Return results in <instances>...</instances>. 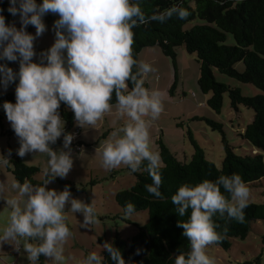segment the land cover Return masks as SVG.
I'll use <instances>...</instances> for the list:
<instances>
[{
	"label": "clouds",
	"instance_id": "9594fccd",
	"mask_svg": "<svg viewBox=\"0 0 264 264\" xmlns=\"http://www.w3.org/2000/svg\"><path fill=\"white\" fill-rule=\"evenodd\" d=\"M3 12L0 8V61L19 63L18 71L7 63H0V88L6 91L10 84H16L15 102L2 104L6 119L20 140L16 155L23 158L29 153H47L49 160L44 175L48 178L43 180L44 185L52 178L66 177L73 166L70 150L57 153L49 147L64 132L65 120L58 111L61 102L73 111L78 126H93L110 112L109 101L115 90L121 111L132 122L123 127L122 136L104 144L102 164L105 168L123 164L136 172L142 161L147 160L152 183L145 188L153 197L162 199L159 171L162 158L150 148L149 128L159 118L163 105L159 92L150 93L143 86L144 81L133 73V66L137 64L133 55V29L146 22L163 23L173 15L187 19L189 10L173 5L164 11L153 10L146 16L140 0H42L40 3L9 0L7 12L19 17V28L15 23H6ZM49 12L59 17L54 22L55 43L47 53L41 54L42 60L46 57V63L33 62L36 55L33 41L45 31L43 17ZM29 25L35 27V34L27 31ZM141 67L144 72L155 71L147 63ZM128 80L135 86L125 95L121 90L127 89ZM146 116L151 120H145ZM76 137L65 134L64 148L68 149ZM11 154L9 149L8 157ZM9 162L6 156L0 155V167ZM221 185L231 199L222 194ZM11 187L19 190L18 197L27 195V201L23 209L18 197L6 201L11 208L10 225L2 229L0 244L10 241L19 244L18 237L41 238L38 245L25 240L24 251L29 261L35 262L41 255L63 260V244L72 235L65 222L66 204L70 203L71 212L83 213L82 227L97 222L94 205L70 200L67 187L57 193L45 186L34 187L27 180L23 184L14 181ZM4 188L0 181V192ZM248 198L249 188L236 173L220 176L215 182L205 179L195 186L182 184L171 200L178 206L176 211L180 216L192 209L190 218L177 225L190 240L191 251L187 257L177 255L175 264H216L215 258L206 253V247L224 239L227 227L223 233L217 232L218 225L212 217L217 212L221 215L226 212L230 218L243 223ZM123 214H134L131 202L125 204ZM103 246L116 264H126L119 249L107 242ZM140 251L137 249V254ZM101 261L92 252L85 264H101Z\"/></svg>",
	"mask_w": 264,
	"mask_h": 264
},
{
	"label": "trees",
	"instance_id": "16d2710c",
	"mask_svg": "<svg viewBox=\"0 0 264 264\" xmlns=\"http://www.w3.org/2000/svg\"><path fill=\"white\" fill-rule=\"evenodd\" d=\"M140 4L146 16L151 15L153 10L164 11L173 5L187 8L190 12L187 19H179L173 15L163 23L151 21L133 29V55L137 59L133 73L137 74V79L144 81L143 86L146 89L149 88V84L143 79L139 68L140 52L145 48L159 47L162 54L170 59L173 80L168 94L172 96L178 81L176 49L184 46L187 53L196 56L199 65L197 79L199 90L204 95L211 94L205 104L208 109L219 114L223 95L228 93L231 108L237 109V106L242 105L252 109L254 113L252 121L244 131L236 134L253 148L255 151L253 154H235L225 137L222 125L206 119L207 124L213 130L218 129L222 135L224 157L220 168L206 159L204 150L194 140L190 130L187 134L194 151L187 161L185 157L181 160L175 153L170 152L160 136L155 144L162 158L159 169L162 177L160 185L162 199L153 197L145 188V185L152 183V177L147 171V160L142 161L136 172H132L127 167L134 176L135 182L129 189L115 196L116 204L122 213L128 202L134 205V213L146 211L147 223L142 227L136 225L137 232L130 239L129 244L118 235L110 244L119 249L126 264H175L177 255L184 254L187 257L191 251L190 240L183 235L184 229L177 225L190 218L192 209L189 208L184 216H180L176 211L178 206L171 200L172 195L182 184L195 186L205 179L215 182L220 176L236 173L246 182L247 187H253L264 177V0H140ZM8 6L7 3L0 4V8L4 9L6 23L19 20L18 16H12L7 12ZM57 19H59L57 14L49 12L46 22L54 26ZM27 31H31V25L28 26ZM228 35L233 39L231 45L225 44ZM239 62L244 65L242 72L234 68ZM213 70L239 83L251 85L261 94L254 97L243 96L239 89L218 83L214 78ZM126 83L127 89L121 90L125 95L135 86L131 80ZM4 98L9 102H15L13 94H5ZM109 103L112 107L119 105L115 90ZM58 111L65 120L64 133H67L76 123L74 113L64 102H61ZM0 129L4 135L6 131L1 116ZM9 132L8 130L7 133ZM12 132L10 134L15 135L14 131ZM57 142L64 144V136ZM81 145L80 142L75 143L76 147ZM16 152L11 151V156L7 157L10 161L5 166L7 173L20 184L27 180L34 187L44 186L43 181L34 179L39 168L26 165ZM47 178L44 176V179ZM50 181H56L64 188L67 187L71 194L84 192L83 186L75 188L70 182L57 177ZM220 187L222 194L231 199L230 193L222 185ZM247 205L244 209L243 223L230 218L226 212L224 215L219 212L213 215L212 219L218 225L217 232L223 233V229L227 227V233L224 239L211 245L227 251L233 240H244L247 237L251 224L259 220L264 221V204ZM41 242L39 237L30 238V243L34 245ZM137 249H141L139 254ZM43 256L41 255L34 263L44 264ZM100 257L101 264H116L105 248L101 251ZM255 262L259 264L258 259Z\"/></svg>",
	"mask_w": 264,
	"mask_h": 264
},
{
	"label": "rangeland",
	"instance_id": "374dc122",
	"mask_svg": "<svg viewBox=\"0 0 264 264\" xmlns=\"http://www.w3.org/2000/svg\"><path fill=\"white\" fill-rule=\"evenodd\" d=\"M37 2L42 1L37 0ZM1 3L9 5V0H0ZM47 15L48 13L43 17L46 26L45 31L33 41L36 53L33 62H46V57L42 60L41 54L47 53L48 49L55 43V29L54 26L46 22ZM11 23H15L18 28L20 27L19 20H13ZM30 33L35 34L34 26H31ZM225 44H233L230 35L227 36ZM176 61L178 81L173 95L168 97L166 90L170 85L169 81L172 74L170 73V59L162 54L159 47L145 48L138 55L139 68L143 79L149 84L148 90L150 93L158 91L163 105V111L159 118L152 121L149 128L151 150H158L155 143L161 136L163 143L170 152L175 153L181 160L185 157V161H187L194 151L187 134L190 130L194 140L204 150L206 159L220 168L224 157L222 135L218 129L213 130L207 124L206 119H209L222 125L225 137L235 154L255 153L253 148H250L245 141L236 136L237 133L243 132L252 121L253 110L242 105L237 106V109L231 108L228 93H225L220 113L216 114L211 111L205 105L211 94L204 95L197 84L199 65L196 62V56L187 53L184 46H180L176 49ZM0 63H7L14 71L19 70L18 61H0ZM143 63L149 64L155 71L144 72L141 67ZM234 68L236 71L242 72L244 65L239 62L235 64ZM213 75L218 83L239 89L243 96L254 97L261 94L251 85L239 83L216 70H213ZM15 87L16 84L12 83L6 91L0 88V116L6 131L2 135L0 129V155L6 157H8L9 149L14 151L20 147L19 137L10 134L13 133V130L2 108L3 102L8 101L4 95L13 94L15 96ZM143 118L147 121L151 120L150 116ZM130 122H132L131 118L121 111L119 105H116L95 125L81 127L76 122L69 132H62L61 136L57 138L59 141L65 134L73 135V132L79 131V129L81 133L87 130L85 136L87 142L83 146L79 148L75 146V143L83 139L82 134L72 140L68 149L64 148V144L57 141L54 144H49V147L57 153L70 150L73 166L66 177L57 178L70 182L75 188L84 187V192L70 193L69 199H77L89 205L93 204L97 222L82 227L83 213L71 212L70 203L66 204L64 212L67 219L65 222L72 235L63 244V260L56 261L54 258L43 256L44 264H85L89 254L95 252L100 256L104 249V243H111L116 235L129 244L130 239L137 232L136 225L142 227L147 223L146 211L125 216L116 204L115 196L119 192L129 189L135 182L134 176L128 171V166L121 164L115 168H105L102 164L104 144L108 140H115L122 136L123 127ZM8 130L9 133H7ZM23 159L26 165L39 168L34 179L43 181L44 169L48 167L49 160L47 153H29ZM0 181L5 185L4 190L0 192V201L7 204L8 199L18 197L19 190L11 187L14 179L7 173L5 166L0 167ZM44 186L48 190L57 191V193L65 189L56 181H50ZM248 188L247 204H264V177L256 183V186ZM26 201L27 195L20 197L19 203L22 209ZM10 213L11 208L0 206V234H2L3 228L10 225ZM17 239L19 244L16 241L0 244V264H35L28 260L27 253L24 251V242L27 240L30 243L29 238L18 237ZM17 247L19 251L16 250ZM206 253L215 258L216 264H246L247 262L256 264V259H258L259 264H264V221L259 220L251 224V230L247 237L244 240H233L229 250L224 251L210 244L206 247Z\"/></svg>",
	"mask_w": 264,
	"mask_h": 264
},
{
	"label": "crops",
	"instance_id": "0c3cea01",
	"mask_svg": "<svg viewBox=\"0 0 264 264\" xmlns=\"http://www.w3.org/2000/svg\"><path fill=\"white\" fill-rule=\"evenodd\" d=\"M172 68V67H171ZM170 68V73H172L171 74V79H170V85H171V83H172V78H173V72H172V69ZM170 85L168 86V89H169V87H170ZM168 89L166 90V94H167V96L168 97H170L169 96V94H168ZM86 132H87V130H85L83 133H81V131H80V129H79V136L82 134V136H83V139L81 140V141H79L81 144H82V146H83V144H86L85 142H87L86 141V139H85V136H86ZM18 149L19 148H17L16 150H14V152H16V151H18ZM21 159H23V158H21ZM24 160V159H23ZM25 162V161H24ZM6 196V195H5ZM14 198H16V197H14ZM19 199V202H20V197L18 198ZM2 202V203H1ZM0 206L1 207H7L8 209H10V207H9V205H7L6 203H4L3 201H0ZM29 240H30V238H29Z\"/></svg>",
	"mask_w": 264,
	"mask_h": 264
},
{
	"label": "built area",
	"instance_id": "2783aa9c",
	"mask_svg": "<svg viewBox=\"0 0 264 264\" xmlns=\"http://www.w3.org/2000/svg\"><path fill=\"white\" fill-rule=\"evenodd\" d=\"M73 135H74V137H76L78 135V132L75 131Z\"/></svg>",
	"mask_w": 264,
	"mask_h": 264
}]
</instances>
